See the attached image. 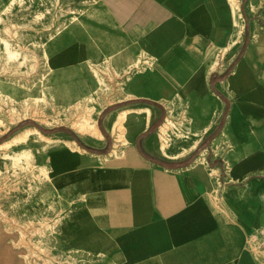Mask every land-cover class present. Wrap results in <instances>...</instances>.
Wrapping results in <instances>:
<instances>
[{"label": "crops", "instance_id": "obj_1", "mask_svg": "<svg viewBox=\"0 0 264 264\" xmlns=\"http://www.w3.org/2000/svg\"><path fill=\"white\" fill-rule=\"evenodd\" d=\"M77 1L45 43L52 81L99 106L92 66L106 67L114 101L86 131L0 134L1 146L30 130L59 208L52 237L46 216L12 224L44 227L62 264H264V0H236L235 15L227 0ZM19 4L0 0V55ZM8 248L0 264H19Z\"/></svg>", "mask_w": 264, "mask_h": 264}, {"label": "rangeland", "instance_id": "obj_2", "mask_svg": "<svg viewBox=\"0 0 264 264\" xmlns=\"http://www.w3.org/2000/svg\"><path fill=\"white\" fill-rule=\"evenodd\" d=\"M233 4L237 7L238 3L233 0ZM78 6L77 0H20L19 7L10 14L14 18L6 28L4 53L0 55L3 64L0 71V134L15 124L14 129H26L37 123L46 127L67 125L86 131L92 127L95 113L112 101L108 96L106 99V81L113 73L106 67L98 71L92 66L98 83L103 85L101 94L105 96V102L99 106L95 105L90 91L82 93L75 87L60 89L52 81L53 74L43 54L45 43L76 19L82 9ZM82 121L85 122L83 126ZM12 132L14 130L9 133ZM49 181L48 170L34 160L27 142L0 146V242H8V255L20 257L19 264L59 262L57 254L45 256L44 227L39 231L37 224L35 234L28 236L26 227L17 222L12 224V218L25 223L40 222L46 216L52 218L47 232L51 237L54 235L59 208L54 201L45 204ZM45 207L49 211L42 214ZM28 208L31 214H28ZM49 213L51 217H48ZM29 239L35 247H27ZM31 255L35 260L26 261Z\"/></svg>", "mask_w": 264, "mask_h": 264}, {"label": "bare ground", "instance_id": "obj_3", "mask_svg": "<svg viewBox=\"0 0 264 264\" xmlns=\"http://www.w3.org/2000/svg\"><path fill=\"white\" fill-rule=\"evenodd\" d=\"M227 1H229V3L233 6V8H232V13L235 15V5L233 4V0H227ZM253 11V10H252ZM238 71V70H237ZM236 74V73H235ZM237 74H239L240 75V73H239V71H238V73ZM237 76V75H236ZM244 76V75H243ZM239 77V76H238ZM240 77H241V75H240ZM245 77V76H244ZM233 79V78H232ZM13 90V89H12ZM15 90V89H14ZM7 91V90H6ZM15 95V94H14ZM14 95H12V96H14ZM98 97H100V96H98ZM114 101V100H113ZM112 101V102H113ZM240 106L238 105V108H239ZM240 110V109H239ZM17 119V118H16ZM82 124H81V126H83V124L85 123L84 121H82L81 122ZM34 128V127H33ZM38 129V128H37ZM6 130H8V129H6ZM34 130H35V128H34ZM30 130H24L22 133H20V134H18V135H16V136H14L7 144H10V145H17V144H19V143H23V142H27V139H28V137H29V135H30ZM43 135V134H42ZM257 169V168H256ZM254 170V169H253ZM252 170V171H253ZM251 171V170H250Z\"/></svg>", "mask_w": 264, "mask_h": 264}, {"label": "built area", "instance_id": "obj_4", "mask_svg": "<svg viewBox=\"0 0 264 264\" xmlns=\"http://www.w3.org/2000/svg\"><path fill=\"white\" fill-rule=\"evenodd\" d=\"M57 264H62V263H61V260H59V262H58ZM65 264H66V263H65Z\"/></svg>", "mask_w": 264, "mask_h": 264}]
</instances>
